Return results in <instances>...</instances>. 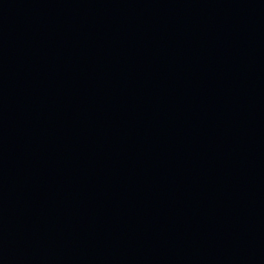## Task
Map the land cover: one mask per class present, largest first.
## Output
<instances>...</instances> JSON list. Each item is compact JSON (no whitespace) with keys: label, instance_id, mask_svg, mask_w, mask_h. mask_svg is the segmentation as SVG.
I'll return each mask as SVG.
<instances>
[{"label":"water","instance_id":"1","mask_svg":"<svg viewBox=\"0 0 264 264\" xmlns=\"http://www.w3.org/2000/svg\"><path fill=\"white\" fill-rule=\"evenodd\" d=\"M0 264H264V0H0Z\"/></svg>","mask_w":264,"mask_h":264}]
</instances>
